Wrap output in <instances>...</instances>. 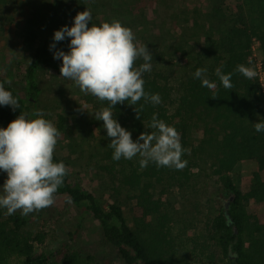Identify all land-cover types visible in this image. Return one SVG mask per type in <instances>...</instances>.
<instances>
[{"label":"trees","instance_id":"1","mask_svg":"<svg viewBox=\"0 0 264 264\" xmlns=\"http://www.w3.org/2000/svg\"><path fill=\"white\" fill-rule=\"evenodd\" d=\"M237 1L233 8L224 0L213 1L208 18L210 28L205 32V44L200 49L188 50L189 46H185L188 43H176L174 53L178 59L167 62L165 52L156 53L147 48L153 61L151 71L143 73L144 89L150 94L158 93L162 103L153 106L141 99L136 105L116 104L112 111L134 141L141 133L155 131L149 127L155 113L159 120L180 133L184 149L182 160L198 151L210 157V175L216 176L217 191L207 200V240L219 256L220 264H264V132L254 130V123L264 120V99L257 77L250 80L235 71L238 65L255 70L251 50L255 36L261 41L264 64V31L248 21L242 3ZM42 21L43 13L36 9L24 19L21 29V44L31 51L26 78L32 95H36L37 69L51 64L54 59L45 41L37 43ZM143 62L138 59L136 67ZM221 66L223 74L232 73L231 89H225L216 75V69ZM197 68L207 69L206 77L214 88L202 86L201 81L194 78ZM0 83H4L19 104L15 110L0 105V122L7 126L20 112L29 114L30 99L22 97L1 76ZM83 101L93 121L96 120L94 113L108 106L92 95L84 94ZM134 109L138 110L139 119ZM73 120L78 138L88 139L90 132L82 128L89 124L84 125L81 117L74 116ZM95 122L104 139L88 145H91L88 165L95 166L116 183L118 189L125 190L130 215L128 220L119 203L98 197L78 181H71L67 171L56 193L65 194L72 203L78 227L85 217L96 220L102 242L123 264H189L186 259L175 256L172 208L163 198L164 191L156 189L166 178L183 176L186 179L189 163L177 170L157 167L152 162L141 168L139 155L131 160L115 161L112 159L114 150L108 146L111 138L107 137L103 121ZM54 125L60 136L64 135L67 116L58 113ZM199 130L207 138L199 140L201 144H194L192 134ZM205 143L213 146L209 154L203 147ZM53 162H61L55 153ZM240 163L246 169V182L242 185L237 172ZM233 174H238L236 179ZM214 198L225 200L227 207L223 202L217 207ZM249 203L255 209H249ZM27 221L28 216L21 212L4 217L0 211V264H107L103 262L104 257L89 247L75 245L76 230L69 232L68 240L55 250L37 251L33 241L22 234Z\"/></svg>","mask_w":264,"mask_h":264},{"label":"rangeland","instance_id":"2","mask_svg":"<svg viewBox=\"0 0 264 264\" xmlns=\"http://www.w3.org/2000/svg\"><path fill=\"white\" fill-rule=\"evenodd\" d=\"M215 0H0V76L22 97L30 99L29 119L37 118L39 110L43 118L53 124L60 112L68 118V127L64 135L58 138L55 154L67 167L69 179L78 181L84 188L98 197L119 203L129 220V203L124 189H118L108 176L102 175L90 163V148L95 142H101L103 134L96 128V120L88 116L89 110L84 104V93L70 80L60 76L62 61L53 59L51 64L42 65L36 71V95L29 93L26 78V68L31 61V51L21 44V29L24 19L36 9L43 13L40 24L38 44L47 43L50 53L56 50L68 51L69 38L54 42L53 33L62 26L71 27L73 18L78 12L90 10L92 20L89 23L100 25L104 22L119 21L132 30L137 46L146 45L156 53L163 51L165 61L177 60L175 44L188 43V50H198L206 40L205 32L209 31V15ZM233 8L237 0H224ZM250 23L264 31V0H239ZM55 48L50 50V45ZM184 46V45H183ZM252 55L255 62H262L263 52L261 41L255 36L251 41ZM184 61V60H183ZM83 119L88 139L78 138L73 117ZM75 126V127H74ZM0 122V128H6ZM89 129V131H88ZM201 130L194 131L192 142L201 144L199 140L206 139ZM104 139V138H103ZM91 144L90 146H88ZM207 153L212 152L210 144H203ZM93 150L95 149L92 146ZM198 151L186 159L188 177L166 178L158 184L157 191L163 190V198L167 199L172 208V232L176 236V257H182L189 264H220L210 242L207 240V219L209 209L208 197L217 191L216 176L210 175L209 158ZM191 157V158H190ZM240 173L241 185L246 181V169L243 163L237 167ZM236 175L233 174L236 179ZM7 179V174L0 171V186ZM2 194V189H0ZM215 199V198H214ZM219 207L226 201L215 199ZM249 209H255L252 203ZM257 209V208H256ZM4 217L7 210L0 208ZM20 212L19 210L16 213ZM28 221L22 234L34 243L37 251L50 252L64 241L68 233L76 230L75 245L87 246L92 251L104 257L107 264H123L112 252V249L101 240L98 222L91 217H85L78 227L76 213L65 194L54 196V203L38 212L27 215ZM78 227V228H76Z\"/></svg>","mask_w":264,"mask_h":264},{"label":"clouds","instance_id":"3","mask_svg":"<svg viewBox=\"0 0 264 264\" xmlns=\"http://www.w3.org/2000/svg\"><path fill=\"white\" fill-rule=\"evenodd\" d=\"M91 20L92 14L86 9L75 15L71 27L62 26L54 31V42L69 38L67 52L53 53L54 59L62 61L59 77L72 81L84 94L107 102L108 106L96 111L94 118L103 121L107 137L111 138L108 146L114 150L113 160H131L139 155L141 168L152 162L157 167L182 170L187 161L181 159L184 149L180 133L174 127L159 120L154 113L149 127L155 131L141 133L134 141L113 115L116 104L136 105L141 99L153 106L162 103L158 93L150 94L144 89L143 73L151 71L152 53L146 45L137 46L132 30L119 21L91 23L89 27ZM52 48L55 43L50 45ZM138 59L144 62L136 67ZM221 68L216 69V75L225 89H231L232 73L223 74ZM235 71L250 80L257 75L253 68L244 65H238ZM206 73V68H197L194 78L202 86L214 88ZM0 105L11 106L13 110L19 108L17 99L5 89L4 83H0ZM134 111L139 119L138 110ZM35 115L37 118L28 119L20 112L6 128H0V171L7 174L0 186V208H5L9 215L18 210L28 215L53 205L55 193L67 175V167L62 162H53L60 132L43 118L42 111L38 110ZM254 130L264 132V120L254 123Z\"/></svg>","mask_w":264,"mask_h":264},{"label":"built area","instance_id":"4","mask_svg":"<svg viewBox=\"0 0 264 264\" xmlns=\"http://www.w3.org/2000/svg\"><path fill=\"white\" fill-rule=\"evenodd\" d=\"M255 71L257 73L256 77L261 87V93L264 99V64L258 62L255 64Z\"/></svg>","mask_w":264,"mask_h":264},{"label":"water","instance_id":"5","mask_svg":"<svg viewBox=\"0 0 264 264\" xmlns=\"http://www.w3.org/2000/svg\"><path fill=\"white\" fill-rule=\"evenodd\" d=\"M229 198L231 199L232 197L230 196ZM227 204H228V203H227V202H225V203H224V206H225V207H227ZM230 222H231V220H230V219H228V222H227V223H228V224H230Z\"/></svg>","mask_w":264,"mask_h":264}]
</instances>
